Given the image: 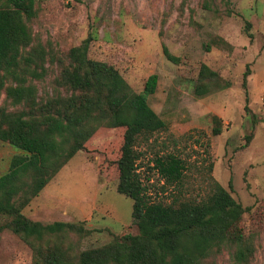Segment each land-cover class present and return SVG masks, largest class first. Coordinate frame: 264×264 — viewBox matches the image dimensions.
<instances>
[{
  "label": "rangeland",
  "instance_id": "rangeland-1",
  "mask_svg": "<svg viewBox=\"0 0 264 264\" xmlns=\"http://www.w3.org/2000/svg\"><path fill=\"white\" fill-rule=\"evenodd\" d=\"M33 9L26 20L30 43L20 50L18 77L6 78L0 109L38 117L49 104L53 112L62 109L77 94L61 85L62 68L70 49L91 35L88 57L114 66L133 92L157 75L147 102L167 127L137 144L138 170L150 199L202 198L211 192L212 179L218 181L244 209L241 236L217 240L202 264H264V0H34ZM163 47L178 61L168 60ZM202 63L219 79L199 80ZM198 84L206 87L202 95L194 91ZM19 85L31 94L15 103L6 87ZM123 132L124 127L97 123L85 149L34 196L31 172L15 179L10 201L25 217L84 228L46 236L39 242L44 250L58 246L75 260L83 250L138 233L132 200L116 190ZM171 152L186 165L181 184H163L154 166L156 157ZM19 153L0 140V176ZM12 216L0 212V225ZM33 252L10 227L0 231V264H32Z\"/></svg>",
  "mask_w": 264,
  "mask_h": 264
},
{
  "label": "trees",
  "instance_id": "trees-1",
  "mask_svg": "<svg viewBox=\"0 0 264 264\" xmlns=\"http://www.w3.org/2000/svg\"><path fill=\"white\" fill-rule=\"evenodd\" d=\"M33 4L34 0H0V94L6 78L19 75L20 50L30 43L26 20L34 15ZM91 40L89 35L69 51V62L62 68L61 85L77 94L70 96L62 109L53 112L49 104L45 107L49 112L39 117L0 109V140L22 151L12 157L9 170L0 176V212L13 215L8 224L0 225V231L10 227L32 246V264H202L206 251L217 240L227 235L241 236L238 221L244 209L213 179L211 192L202 198L178 203L150 199L138 170L137 144L167 127L147 102L156 89L157 75L150 74L142 91L133 92L114 66L88 57ZM163 54L172 62L178 61L166 47ZM203 78L214 80L218 74L202 63L198 79ZM245 83L246 73L242 85L247 100ZM194 91L202 95L206 87L198 84ZM30 94L29 87H6V95L13 97L15 103ZM76 99L81 103L77 104ZM244 109L248 107L245 105ZM101 122L124 127L116 161V190L132 200L131 216L138 233L83 250L75 260H70L58 246L44 250L39 242L64 230L84 231V228L63 221L48 224L33 221L10 199L16 189L15 179L20 180L30 172L33 182L29 190L31 196L36 195L76 151L85 149L84 142ZM220 130V126L214 127L213 134H219ZM154 166L163 184L183 182L186 165L179 155L171 152L158 156ZM27 201L20 202V207Z\"/></svg>",
  "mask_w": 264,
  "mask_h": 264
},
{
  "label": "crops",
  "instance_id": "crops-1",
  "mask_svg": "<svg viewBox=\"0 0 264 264\" xmlns=\"http://www.w3.org/2000/svg\"><path fill=\"white\" fill-rule=\"evenodd\" d=\"M253 74V73H252ZM254 75V74H253Z\"/></svg>",
  "mask_w": 264,
  "mask_h": 264
}]
</instances>
